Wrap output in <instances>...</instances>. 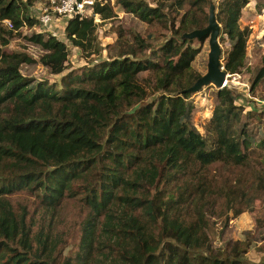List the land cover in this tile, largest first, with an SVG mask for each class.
I'll list each match as a JSON object with an SVG mask.
<instances>
[{
	"label": "trees",
	"instance_id": "1",
	"mask_svg": "<svg viewBox=\"0 0 264 264\" xmlns=\"http://www.w3.org/2000/svg\"><path fill=\"white\" fill-rule=\"evenodd\" d=\"M114 1L144 22H170L173 35L157 57H146L151 46L145 37L133 36L135 48L119 36L117 55L65 73L66 44L32 33L28 40L43 50L39 62L63 74L50 83L21 73L20 66L31 62L27 54L0 49V106L6 108L0 115V264H244L235 255L213 252L204 227L187 217L189 206L200 200L198 191L210 186L199 169L264 158V137L248 131V113L227 86L218 89L206 126L211 143L193 123L195 106L185 90L201 76L191 68L199 48L181 37L207 25L206 0H156L154 7L143 0ZM248 2L215 4L219 38L228 43L223 66L230 75L244 67L249 30L240 17ZM20 12L18 0H0V22L10 20L14 29L36 23ZM94 13L113 16L109 2H96ZM96 27L93 16L75 17L67 21L65 36L87 51ZM261 62L251 90L264 76V56ZM144 71L161 93L139 105L147 94ZM165 170L168 180L193 176L177 186L178 196L184 195L181 205L162 189L149 197L146 188H157ZM20 190L35 192L53 209L76 190L82 194L94 214L82 225L75 254L59 256L55 236L33 231L26 209H14L8 195Z\"/></svg>",
	"mask_w": 264,
	"mask_h": 264
},
{
	"label": "rangeland",
	"instance_id": "2",
	"mask_svg": "<svg viewBox=\"0 0 264 264\" xmlns=\"http://www.w3.org/2000/svg\"><path fill=\"white\" fill-rule=\"evenodd\" d=\"M18 1L21 3L20 13L35 19L38 5L44 0ZM95 1L102 4L109 2L113 16L107 19L99 17V20H96L97 27L89 50L83 51L66 38L63 23L52 30H45L39 28L37 24L27 26L26 23L14 29L9 28L3 22H0V49L8 53L27 54L31 62H25L20 66L21 73L34 82L48 80L53 83L54 81L59 82L63 74L54 75L39 62L43 50L39 45L28 40L32 33L41 32L45 37L51 35L66 44L68 57L65 73L68 71L80 73L85 67L117 55L118 49L114 47H116V40L119 36L135 48L136 43L133 36L139 34L145 37L149 40V47L151 46L146 50V57L152 55L157 57L162 43L173 35L169 21L166 24L156 21L147 23L126 11L114 0ZM143 1L152 7L156 5V0ZM216 1L218 0H206L207 12L210 3L216 4ZM243 12L240 25L249 30L244 67L239 73L231 75L228 73L226 83L234 96L235 104L248 113V131L254 137L259 138L264 137V76L257 80L253 90H251V84L261 67V57L264 56V0H249ZM221 39L220 37V60L223 64V55L228 43ZM1 40H6L7 43L2 45ZM191 44L199 48L191 64L192 71L202 75L207 70L208 39L203 41L192 39ZM140 78L147 83V94L139 105L155 101L161 92L153 87L151 72H142ZM217 91V87L209 84L191 93L190 96L195 106L193 123L206 137L208 143H211L212 138L206 126L217 102ZM5 113L6 108L0 106V115ZM198 172L207 178L210 186L203 194L197 190L200 200L197 201V206H189L187 216L189 220L201 223L213 252L235 255L244 264H264V158L262 155H256L242 165L220 162L199 169ZM163 175L157 188L156 186L146 188L150 199L154 198L156 189H162L169 197L176 200L177 205H181L184 195L178 196V187H180L178 185L185 184V180L193 176H188L185 180H181V177L168 180L166 170ZM77 191L73 196L65 198L54 209L41 204L33 191H15L8 195V199L15 210H22L23 207L26 209L33 231L37 232L42 229L49 236H55L58 242V255L65 257L75 254L78 250L82 225L89 216L94 214L92 208L81 199L82 194ZM167 195L162 196L166 198ZM97 218L98 222H101L102 214ZM145 218L150 223H154V220H148L147 215ZM98 222L96 226H99ZM158 222L155 223L157 228Z\"/></svg>",
	"mask_w": 264,
	"mask_h": 264
},
{
	"label": "water",
	"instance_id": "3",
	"mask_svg": "<svg viewBox=\"0 0 264 264\" xmlns=\"http://www.w3.org/2000/svg\"><path fill=\"white\" fill-rule=\"evenodd\" d=\"M220 31L221 25L216 20L215 4L211 2L208 8L207 25L203 28L192 29L182 34V39H208L209 46L206 72L198 77L185 91L194 93L199 91L203 86L209 84H213L218 89L224 86L228 74L225 72L224 66L220 60Z\"/></svg>",
	"mask_w": 264,
	"mask_h": 264
},
{
	"label": "built area",
	"instance_id": "4",
	"mask_svg": "<svg viewBox=\"0 0 264 264\" xmlns=\"http://www.w3.org/2000/svg\"><path fill=\"white\" fill-rule=\"evenodd\" d=\"M95 0H44L38 5L37 15L35 16L36 23L39 28L52 30L63 23L65 25L69 19L78 17L79 19L85 16H93L94 21L99 20L100 15L94 13ZM102 4V3H101ZM9 28L12 24L9 20H2ZM41 33V32H40ZM229 75V74H228ZM227 80L224 86H227Z\"/></svg>",
	"mask_w": 264,
	"mask_h": 264
},
{
	"label": "crops",
	"instance_id": "5",
	"mask_svg": "<svg viewBox=\"0 0 264 264\" xmlns=\"http://www.w3.org/2000/svg\"><path fill=\"white\" fill-rule=\"evenodd\" d=\"M242 13H244V12L242 11Z\"/></svg>",
	"mask_w": 264,
	"mask_h": 264
}]
</instances>
